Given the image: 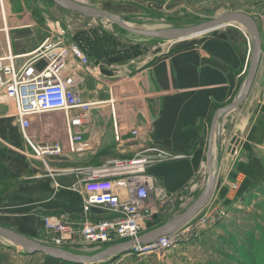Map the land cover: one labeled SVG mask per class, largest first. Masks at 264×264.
I'll list each match as a JSON object with an SVG mask.
<instances>
[{
    "label": "crops",
    "instance_id": "crops-1",
    "mask_svg": "<svg viewBox=\"0 0 264 264\" xmlns=\"http://www.w3.org/2000/svg\"><path fill=\"white\" fill-rule=\"evenodd\" d=\"M8 1L7 20L13 30L11 51L20 56L16 61L21 63L25 60L23 57L40 45L41 40L33 47L32 43L27 46L24 41L41 36V23L46 17L40 10L41 2L33 6L22 0L15 4ZM135 1L93 0L95 7L111 13H118L117 8L122 4L137 5ZM257 25L263 52L248 96L239 107L221 115L214 124L215 112L237 97L247 78L249 48L241 36L232 38L225 31L217 30L185 39L181 45L158 56L141 60L137 56L122 64L112 63L118 58L117 52H111L113 56L109 58H97L84 48L91 73L79 67L77 60L71 57L68 69L74 66L73 72L79 77L81 98L95 103L89 122L81 131L86 145L77 153L65 151L62 156L50 159L48 167L29 158L26 151L20 152L19 157L8 156L5 163L19 178L0 194V225L37 238L41 235L43 216L65 214L73 226L78 227L83 221L82 198L72 186H81L86 169L98 168L113 159L132 158L142 152L152 159L147 168L155 185L151 201L156 200L159 189L173 198L156 218L163 224L170 219L169 206L184 201L186 209L205 187L210 170L208 149H211L217 166L216 191L195 219L204 211L223 207L225 216L213 230L222 229L232 213L243 207L248 192L253 191L252 187L244 185L264 176V21ZM87 32V27H83L76 34L85 37ZM260 73L263 87L258 88ZM63 74L72 73L65 71ZM3 118L6 120L0 121V142L11 149H25L11 105L0 104V119ZM31 121L30 134L35 141L65 143L58 115H37ZM230 123L232 134L244 132L238 137L231 160L229 153L227 155L231 139H225ZM241 123L243 128L236 130ZM70 161L77 163L56 166ZM60 169L65 174L59 173ZM70 169L77 172V178ZM41 171L48 174L43 175ZM28 172L32 176L27 175ZM62 180L65 184L60 183ZM242 180V190L239 184V188L233 189V183ZM97 215L108 216L101 208L92 207L89 218L95 220ZM162 254L137 258L146 262ZM9 255L12 262L7 263ZM23 255L22 251L12 249V254L0 257V264H20ZM131 257L134 256L124 254L114 260V264L127 262Z\"/></svg>",
    "mask_w": 264,
    "mask_h": 264
},
{
    "label": "built area",
    "instance_id": "built-area-1",
    "mask_svg": "<svg viewBox=\"0 0 264 264\" xmlns=\"http://www.w3.org/2000/svg\"><path fill=\"white\" fill-rule=\"evenodd\" d=\"M6 0H0V104L11 105L24 151L31 159L48 167L50 159L65 151L77 153L86 143L81 132L89 122L95 103L84 101L78 88V75L69 68V59L91 73L89 58L74 33L59 22L50 23L49 36L21 63L11 51L10 26ZM65 71L72 74L64 75ZM56 114L62 122L65 143L59 140L35 141L31 134V118ZM20 151V152H24ZM152 159L145 153L132 158L106 161L98 168L86 169L81 186L72 188L82 198V223L74 227L65 214L43 216L42 231L36 239L44 244L70 251L91 250L137 240L149 230L154 216L167 207L173 198L163 189L157 190L147 168ZM237 184L233 185V189ZM92 207L108 216L89 218ZM225 211L221 212L222 217ZM198 215V214H197ZM215 218L191 219L182 228L158 237L149 243L136 242L129 252L134 257L149 256L174 250L194 237L199 226L211 224ZM147 232V231H146ZM124 255V254H123Z\"/></svg>",
    "mask_w": 264,
    "mask_h": 264
},
{
    "label": "rangeland",
    "instance_id": "rangeland-1",
    "mask_svg": "<svg viewBox=\"0 0 264 264\" xmlns=\"http://www.w3.org/2000/svg\"><path fill=\"white\" fill-rule=\"evenodd\" d=\"M22 1L24 3H29L30 5L33 4V6L35 2L43 3V7L40 10L45 13L46 17V21L41 23V27L43 28V31L41 30L40 33L41 36L38 37L35 35L34 37L29 38V42L28 40L24 41L27 43H24L27 46L32 43L31 47L35 46L38 42H40V40L42 43L49 36L48 30H50V23L54 25L55 22H59L64 28L66 27L70 29L72 33H74L76 39L81 41L82 47L89 50L92 54L91 56L93 57L102 58L107 56L109 58L113 56L111 55V52H117L116 57L118 58L113 60L112 63L122 64V62H126L137 56H139V60L143 58L149 59L154 57V55L158 56L160 53L169 52L176 46L181 45L183 41H186L185 39L181 40L182 42L168 41L150 43L149 41L144 40L139 41L135 36L129 34L124 35L120 31L115 32L116 25L111 21H103V19L101 21L100 19H95L99 26L116 36V39H112L105 37L98 31L94 30L92 26L78 13L55 3L53 0ZM87 1L95 6L93 0ZM10 2L15 4L17 0H10ZM135 2L137 5L134 6L122 4L119 8H117L120 11L115 14L121 15L124 21L131 24L154 28L156 27L159 29L179 27L187 24L202 22L219 17L220 15L231 11L246 13L253 17L259 25H261V22L264 21V0H170L167 3L160 2V0H136ZM5 3L7 12V10H9V1L6 0ZM9 26L11 27L10 24ZM83 27H87L89 31L87 32L88 36L84 37L76 34ZM219 31H225L232 38L240 34L249 48V33H246V31L236 27V25H227L226 27L219 29ZM12 32L13 30L11 29L10 39H12ZM84 33H86V30ZM263 62L264 61H262V63ZM257 82L259 85L258 88L263 87L261 73L258 75ZM1 120L6 119L3 118L0 119V121ZM227 128L228 131L226 133V141L230 140L235 134L239 136L244 133L242 130L239 133L232 134L233 125L231 123L228 124ZM8 149L9 157H19L18 155H21L20 151H24L21 147H18L17 149ZM75 163L77 162L70 161L67 163L57 164L56 166L65 167L68 165H74ZM262 163L264 172V161H262ZM53 166H55V164H53ZM70 170L73 171L71 174L77 178V172L73 169ZM41 172L43 175L48 174L46 171ZM63 172L65 171L60 169L59 173L65 174ZM27 175L32 176V173L28 172ZM16 181L18 180L6 181L3 183L0 187V194L6 192ZM243 181L244 180L240 183H233V185L237 184L235 189L239 188V184L242 190L243 186L241 184L244 183ZM60 183L65 184L63 183V180ZM247 186L252 187L253 191L248 192V196L244 201L243 207L236 209L232 213V216L225 222V226H222V229L213 230V228L217 227L218 224L221 223V212L224 208L221 207V209L214 211H204V213H201L200 216H198V220L203 217H209L210 219L215 218V222L209 225H200L198 229L199 231L196 235L182 243L181 245L183 246L180 245L174 250L166 251L162 254V256H154L146 262L138 259L137 257H131L128 258L129 261L126 262L123 260V262L120 263L264 264V176L254 182H247L244 187L247 188ZM185 205L184 201H181L175 206H169L167 209V215L169 214L168 216L170 219L174 218L185 210ZM157 216L158 215L154 216L151 223L157 222L158 219L156 220V218H159V216ZM196 217L197 215L195 218ZM12 249L19 251V253L22 250L20 247H14L11 242H7L6 239L0 238V250H2L0 257L8 253L12 254ZM36 254L37 253L23 255L21 257L22 260L20 264H43L45 256L40 253ZM9 257L10 255L6 256L7 263L12 262V258ZM37 257H39L40 260L37 259ZM108 264H114V261Z\"/></svg>",
    "mask_w": 264,
    "mask_h": 264
},
{
    "label": "water",
    "instance_id": "water-1",
    "mask_svg": "<svg viewBox=\"0 0 264 264\" xmlns=\"http://www.w3.org/2000/svg\"><path fill=\"white\" fill-rule=\"evenodd\" d=\"M53 1L63 6L60 3L61 0H53ZM67 1L71 4L72 8H67L65 6L63 7L67 9H71L74 12L78 13L83 19H85L92 26L94 30L112 39L114 38L116 39V36L113 33L107 32L101 26L98 25V23L94 19L95 14L103 16L109 19L110 21H112L120 29L124 30V32H122L124 35L129 34L135 36L139 41L144 40V41H149L150 43L181 41L191 37L217 31L221 28L226 27L228 23L231 21H238L246 25L250 30L252 43H253V52L251 56V61L249 63V72L247 73V78L237 97L234 100H232L230 103H228L226 106L218 109L215 112L212 120V124H214V122L218 120V118L224 113H227L239 107L247 98L250 88L254 82L256 73L258 71L262 57V52H263L260 31L257 22L250 15L243 12L231 11V12H226L220 15L219 17L205 20L202 22L187 24L158 32L138 33L122 28L118 24V20L122 18L121 15L101 10L95 7L94 5L90 4L87 0L86 1L67 0ZM238 37H240V34L238 35ZM231 144L232 145L229 150L230 160L236 152L238 139H236V137H232ZM217 145H219V135L217 136ZM218 150H219V146H218ZM208 162L210 164V170H209V177L205 187L198 194L195 200L190 205H188L187 208L182 213L164 222L163 224L156 226L153 229L143 233L140 237L137 238V240H129L101 248L103 255L99 257L78 256L75 255L73 251L44 244L38 241L37 239H35L34 237L22 235L10 228L1 225H0V238L10 241L14 247L15 246L20 247L22 249L21 251L25 254L40 253L43 254L44 256H49L63 261L74 262L79 264L110 263L111 261L118 259L123 254L129 252L131 246L136 242L149 243L151 241H154L158 237H161L163 235H168L182 228L188 221L193 219L205 207V205L209 202L212 195L216 191L215 189L217 186L216 184L217 166H216V162L213 159V153L211 149H208Z\"/></svg>",
    "mask_w": 264,
    "mask_h": 264
},
{
    "label": "bare ground",
    "instance_id": "bare-ground-1",
    "mask_svg": "<svg viewBox=\"0 0 264 264\" xmlns=\"http://www.w3.org/2000/svg\"><path fill=\"white\" fill-rule=\"evenodd\" d=\"M81 1H86V0H81ZM60 3L67 7V8H72L71 4L67 1V0H61ZM94 19H100L102 21H110L109 19L103 17V16H100V15H97L95 14L94 15ZM112 22V21H111ZM113 23V22H112ZM104 24V23H103ZM110 24V23H109ZM118 24L122 27V28H125L129 31H134V32H138V33H152V32H158V31H162V30H167V29H171V28H174V27H171V28H162V29H159V28H154V27H148V26H138V25H135V24H131L129 22H126L124 21L123 18H121L120 20H118ZM228 25H236V27H239L241 30L243 31H246V33L248 32L249 33V59H248V68H247V73L249 72V63L251 61V56H252V52H253V43H252V38H251V34H250V30L249 28L238 22V21H231L228 23ZM244 118V117H243ZM242 121V119H241ZM245 123V121H244ZM243 123L239 124L237 129L238 130H241L243 128ZM236 139H238L239 136H236ZM239 140V139H238ZM231 147V146H230ZM216 149V148H215ZM229 150L230 148L228 149V152L229 153ZM216 154V153H215ZM195 200V198L193 199V201ZM7 242H10L8 240H6ZM101 248H96V249H91V250H82V251H73L75 255H78V256H86V257H99L101 255H103Z\"/></svg>",
    "mask_w": 264,
    "mask_h": 264
},
{
    "label": "trees",
    "instance_id": "trees-1",
    "mask_svg": "<svg viewBox=\"0 0 264 264\" xmlns=\"http://www.w3.org/2000/svg\"><path fill=\"white\" fill-rule=\"evenodd\" d=\"M124 32V30L120 29L119 27L116 26V31ZM104 36V35H103ZM106 37V36H105ZM9 149L5 145H3L0 142V187L5 183L6 181H13L19 178V175L12 171L5 163V160L9 156ZM162 223L156 222V223H151L149 229H152L156 226L161 225ZM43 264H79V263H74V262H68V261H63L60 259L52 258L49 256L44 257Z\"/></svg>",
    "mask_w": 264,
    "mask_h": 264
}]
</instances>
